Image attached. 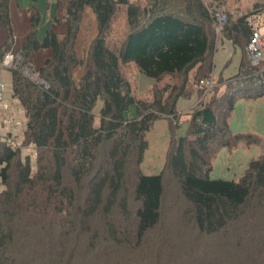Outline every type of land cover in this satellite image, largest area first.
Returning a JSON list of instances; mask_svg holds the SVG:
<instances>
[{
  "label": "trees",
  "instance_id": "1",
  "mask_svg": "<svg viewBox=\"0 0 264 264\" xmlns=\"http://www.w3.org/2000/svg\"><path fill=\"white\" fill-rule=\"evenodd\" d=\"M31 1L32 29L9 70L25 115L23 144L36 156L33 168L29 154L0 138V264H264V147L238 180L209 176L217 148L257 141L232 134L229 116L237 100L264 97V65H252L245 50L249 18L264 2L228 16L220 30L240 50L236 71L186 112L187 128L171 136L162 170L146 175L145 132L159 118L177 127L179 98L193 85L202 94L199 79L212 72L215 8L203 0H62L64 35L49 28L40 38L41 12ZM122 4L128 32L112 48L107 35ZM86 6L98 32L79 59ZM9 23L1 0L0 27ZM11 44L0 47V62ZM41 48L52 54L35 68L29 55ZM121 63L169 80L138 98Z\"/></svg>",
  "mask_w": 264,
  "mask_h": 264
},
{
  "label": "rangeland",
  "instance_id": "2",
  "mask_svg": "<svg viewBox=\"0 0 264 264\" xmlns=\"http://www.w3.org/2000/svg\"><path fill=\"white\" fill-rule=\"evenodd\" d=\"M140 6H145L148 0H129ZM210 8H221L227 12L230 17L239 16L245 12L253 9L254 3L264 2V0H203ZM83 15V13H82ZM82 19V18H81ZM86 16H84V19ZM255 26L258 27L261 33H264V10L257 13L252 18ZM88 22V20H87ZM81 23V21H80ZM89 22L86 23L88 28ZM80 27V24H79ZM222 27V26H221ZM215 31V51L213 52V73L214 76H221L226 78L236 71V67L240 58L239 48L234 47L232 42L226 38H223V32L221 29ZM79 31V30H78ZM128 32L127 20H126V5L122 4L117 7L115 15L113 16L107 35V42L110 47L117 48L124 39ZM86 42V41H85ZM85 46V44H84ZM83 46V49H84ZM89 48V46H88ZM88 50V49H87ZM120 69L125 77L128 78L133 86L134 93L140 98L150 99L154 87L163 85L169 80L166 75L160 81L155 82L148 90L144 89V84L139 79L138 71L134 64L121 63ZM2 77L4 80L8 76V70L2 69ZM221 79V78H216ZM139 82V83H138ZM172 82V81H171ZM160 84V85H159ZM220 86V84L218 85ZM197 87L193 85L192 91ZM212 89L207 93L206 98L211 95ZM196 92H193L189 97H181L177 102V109L180 115V122L177 127H171L170 122L166 118H159L154 121L152 126L145 132V139L148 142V146L144 152L142 161L139 168L143 174L152 175L158 174L163 168L166 150L171 136L176 138L183 135L188 124V115L186 112L190 111L195 106H198L201 102L200 94L196 96ZM100 105V102H99ZM2 110V109H1ZM23 119V117H21ZM3 119V114L0 116V121ZM2 124V123H1ZM229 129L232 134H253L256 136L257 141L251 144H246L243 141H239L235 146L231 148L223 146L217 148L215 155L212 159V169L209 173L212 179H226V180H238L243 174L247 163L250 159L257 158L263 152L264 147V97L258 99H239L234 105L233 110L229 116ZM23 156L29 154L32 161V167L34 168V159L36 152L33 145H24L21 148ZM171 186L174 183L171 182ZM0 183V190L2 189ZM172 197H168L167 200L171 201L173 197H176L175 191H171Z\"/></svg>",
  "mask_w": 264,
  "mask_h": 264
},
{
  "label": "crops",
  "instance_id": "3",
  "mask_svg": "<svg viewBox=\"0 0 264 264\" xmlns=\"http://www.w3.org/2000/svg\"><path fill=\"white\" fill-rule=\"evenodd\" d=\"M8 4H9L10 27L6 25L0 27V47L4 46L9 41H12L11 49L7 51L5 55L9 52L13 54L14 50L26 39V37L28 36L29 32L32 29L31 16L33 13V10L31 8V4H32L31 0H8ZM36 5L38 6L41 12V20L37 31L39 37L41 38L45 33V31L49 28L55 29L58 37H62L66 30L65 21L63 18L66 4L62 0H37ZM260 12H263V10ZM84 16H86L85 20H83ZM55 19H58V21H55ZM87 20L89 22L88 28L86 27V23H88ZM97 32H98L97 21L94 16V13L90 7L86 6L83 10L82 19H81L79 31L77 32V38L75 42V51L79 59H84L88 46L90 45L92 39L96 36ZM51 54H52V50L50 48H41L38 50H33L30 52L29 60L32 62L35 68H39L40 66H42L45 59L49 57ZM2 60L0 62V82H3L5 86L3 91L4 98L9 102V107L11 108L13 115L17 118L23 117V119L22 118L21 119L24 120L25 122L24 110L20 105L19 101L12 96L11 71L9 70V66L2 65ZM129 64H133V63H129ZM2 69H7L9 73L5 80L2 77V72H1ZM83 70L84 68L81 65H77L73 68L72 75L77 78L81 77L83 74ZM212 71H213V67H212ZM135 73H138L139 79H141V81L143 82L144 89L145 91L147 90L146 92L147 95L149 88L152 86V84L155 83L154 80L151 77H148L139 71H136ZM215 77L223 78L221 76L219 77L215 76ZM193 92H196V90L192 91L189 96H191ZM137 95L136 97H138ZM197 95L198 94L196 92V96ZM201 96L202 94H200V98ZM142 99H147V98H142ZM1 109L2 108L0 106V116L2 114ZM1 123L2 121H0V138L10 139L9 137H11V133L8 132L7 129ZM18 137L19 139L22 138L23 140V133L20 134Z\"/></svg>",
  "mask_w": 264,
  "mask_h": 264
},
{
  "label": "built area",
  "instance_id": "4",
  "mask_svg": "<svg viewBox=\"0 0 264 264\" xmlns=\"http://www.w3.org/2000/svg\"><path fill=\"white\" fill-rule=\"evenodd\" d=\"M216 26L215 30L227 22L228 13L223 11L221 8H215L213 10ZM252 17L249 18L250 22L253 25L252 33L245 44V50L248 55V58L252 65L254 66H263L264 65V33H261L257 26L254 25ZM13 54L11 52L7 53L3 60L2 65L10 66L12 61ZM203 88V93L201 96V101L203 102L206 99L207 93L216 85V80L213 71L210 72L207 76L199 79L198 83ZM4 83L0 82V106L2 108V124L11 133L10 139H7L8 142L13 147H19L20 149L23 144L22 138L19 139V135L23 133L25 127V122L21 118H17L13 115L11 108L9 107V102L4 98Z\"/></svg>",
  "mask_w": 264,
  "mask_h": 264
}]
</instances>
